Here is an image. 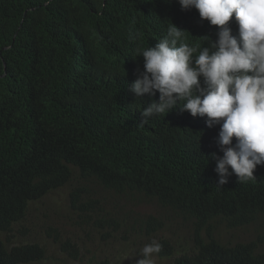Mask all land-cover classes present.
I'll use <instances>...</instances> for the list:
<instances>
[{
    "label": "trees",
    "instance_id": "obj_1",
    "mask_svg": "<svg viewBox=\"0 0 264 264\" xmlns=\"http://www.w3.org/2000/svg\"><path fill=\"white\" fill-rule=\"evenodd\" d=\"M171 23L190 33L191 46L217 38V26L177 0H0V264L46 259L38 240L14 242V226L62 188L76 225L103 241L108 228L126 229L116 214L133 217L132 199L157 210L131 227L142 244L160 236L163 217L180 221L187 238L178 255L175 241L156 239L163 264H264V165L254 180L232 175L218 185L219 125L181 111L182 102L141 123L159 93L131 92L143 71L137 50L155 46ZM230 27L238 38L234 21ZM54 240L73 264L83 263L76 242Z\"/></svg>",
    "mask_w": 264,
    "mask_h": 264
},
{
    "label": "clouds",
    "instance_id": "obj_2",
    "mask_svg": "<svg viewBox=\"0 0 264 264\" xmlns=\"http://www.w3.org/2000/svg\"><path fill=\"white\" fill-rule=\"evenodd\" d=\"M177 2L182 11L195 9L201 20L217 26V38L204 36L207 46H191L185 42L189 32L171 23L155 46L137 50L143 71L131 92L137 98L159 93L158 102L142 108L141 123L165 116L182 102L181 111L205 118L209 128L219 125L217 143L223 155L212 154L218 185L232 175L240 183L254 180V170L264 165V0ZM233 21L238 38L232 35ZM162 249L153 239L134 264H155Z\"/></svg>",
    "mask_w": 264,
    "mask_h": 264
},
{
    "label": "rangeland",
    "instance_id": "obj_3",
    "mask_svg": "<svg viewBox=\"0 0 264 264\" xmlns=\"http://www.w3.org/2000/svg\"><path fill=\"white\" fill-rule=\"evenodd\" d=\"M67 191L65 188L55 191L52 195L37 201L30 206V210L27 214L26 221L22 225L14 226L13 239L15 243H25L26 241L38 240L41 242V246L46 252V259L41 264H73V261L69 259L68 252L61 254L57 249L54 237L57 238L62 235L68 236L72 242H76L77 247L80 248L81 253H84L82 264H117L115 261L118 260L121 264H134L137 260L139 248H143L145 244H142L145 240L136 241L134 237H131L134 227L138 230V221L140 215L153 214L157 210L153 206L144 204L136 205V200L132 199L131 205L133 209V217L126 215L116 214V218L120 224L125 223L126 229H121L117 234H113V228H108L107 232L111 231L112 236H107L104 241L99 238L98 234L90 227L80 229L74 219L76 215L68 211L64 205V196ZM116 201L119 206L124 210L128 208V204L124 198L116 197ZM109 200L106 205L102 204L103 207L109 208ZM169 218V219H168ZM163 217L165 221V228L160 233V236H153V239H167L173 240L177 244L175 254H179L180 250L185 248V241L187 238V232L185 227L180 221H172L170 217ZM168 219V220H167ZM49 226L52 228L49 230ZM24 228L28 234L21 236L19 230ZM123 237H128V242H131V250L126 249L125 240ZM65 238V237H64ZM151 239V240H153ZM180 245V247H179ZM86 246V250L83 248ZM95 249V251H93ZM91 251L94 252V258H92ZM70 252V251H69ZM141 252V251H140ZM140 256V254H139ZM165 260V259H164ZM164 261H159L155 258V264H163ZM76 264V263H75Z\"/></svg>",
    "mask_w": 264,
    "mask_h": 264
}]
</instances>
